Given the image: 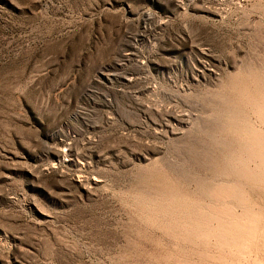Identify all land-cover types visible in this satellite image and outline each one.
<instances>
[{
	"label": "rangeland",
	"instance_id": "1",
	"mask_svg": "<svg viewBox=\"0 0 264 264\" xmlns=\"http://www.w3.org/2000/svg\"><path fill=\"white\" fill-rule=\"evenodd\" d=\"M261 72L264 0H0V264H151L169 251L184 260L162 264H264V174L238 177L242 203L219 202L192 178L237 177L191 154L219 135L246 160L231 125L264 132ZM168 166L186 171L172 175L181 196L159 190ZM195 202L212 234L186 244ZM234 220L246 237L223 247L220 223Z\"/></svg>",
	"mask_w": 264,
	"mask_h": 264
},
{
	"label": "bare ground",
	"instance_id": "2",
	"mask_svg": "<svg viewBox=\"0 0 264 264\" xmlns=\"http://www.w3.org/2000/svg\"><path fill=\"white\" fill-rule=\"evenodd\" d=\"M259 67V66H258ZM253 68H255V66L253 67ZM258 69V68H257ZM260 69V68H259ZM252 70V69H251ZM263 70V69H262ZM261 70V71H262ZM248 72L250 71V70H247ZM253 71V70H252ZM254 72H255V70H254ZM256 72L258 73V71L256 70ZM263 72V71H262ZM262 72H261V74H262ZM246 73V72H245ZM251 73V72H250ZM256 73V74H257ZM259 74H260V72H259ZM241 75V74H240ZM248 75V74H247ZM253 75V74H252ZM258 75V74H257ZM263 75V74H262ZM262 75L259 77V78H262ZM243 76H244V74L243 75H241V76H238L237 77V79H236V84H235V82H234V84H235V86L237 85V83H238V85L239 86H236V87H238L239 89V91L238 92H240V91H243V90H240V89H242V86L245 84L244 82H245V80L243 79ZM251 76V75H250ZM248 77H249V75H248ZM255 77V76H254ZM254 77L252 78V79H254ZM257 77V76H256ZM263 77H264V75H263ZM245 78H246V74H245ZM258 78V77H257ZM256 78V79H257ZM251 79V80H252ZM263 79V78H262ZM262 79H260L261 80V82L263 81ZM244 80V81H243ZM247 80V79H246ZM257 80H259V79H257ZM250 81V80H249ZM253 82V81H252ZM256 82V81H255ZM260 82V83H261ZM257 83H258V81H257ZM264 83V82H263ZM262 83V86L264 85ZM246 84H247V82H246ZM245 84V85H246ZM250 84V83H249ZM253 84V83H252ZM255 84V83H254ZM245 85L243 86V87H245ZM256 85V84H255ZM258 85V84H257ZM232 86V84L230 85V87ZM235 86L233 85V87H234V89L236 90L237 88H235ZM247 86H249V85H247ZM246 86V87H247ZM252 86V85H251ZM250 86V87H251ZM259 86V85H258ZM258 86H256V87H258ZM227 87V86H226ZM249 87V88H250ZM264 87V86H263ZM228 88H229V86H228ZM259 88V87H258ZM257 88V89H258ZM225 89V88H224ZM244 89V88H243ZM248 89V88H247ZM247 89H244V90H247ZM251 89V88H250ZM256 89V90H257ZM261 89V88H260ZM233 90V89H232ZM251 90H253V89H251ZM251 90H250V92H251ZM259 90V89H258ZM227 91H229L230 92V90H228L227 89ZM237 92V91H236ZM236 92H235V94H236ZM244 92V91H243ZM248 92V91H247ZM257 92V91H256ZM264 92V90H262V92H261V94ZM252 93H253V91H252ZM251 93V94H252ZM255 93V92H254ZM259 93H260V91H259ZM229 94V93H228ZM233 93H231V95H232ZM238 94V93H237ZM242 94L243 93H241V96L240 97H243L242 96ZM224 95H226V94H224ZM245 95H246V93H245ZM262 95H264V94H262ZM228 96V95H227ZM227 96H225V99H226V97ZM250 97H251V99H252V97H253V94H252V96L251 95H249ZM248 96V97H249ZM257 96V95H256ZM245 97V96H244ZM249 97V98H250ZM255 97V96H254ZM262 97V96H261ZM261 97H259L260 98V100H262L261 99ZM248 98V99H249ZM258 98V97H257ZM230 99H233V100H235L234 98H230ZM243 98H241V100H242ZM245 99V101H246V98H244ZM243 99V100H244ZM248 99H247V101H248ZM250 99V100H251ZM256 99V97L254 98V100ZM264 99V98H263ZM239 100V99H238ZM240 100V102L241 103H239L240 105H239V107L241 106V104H242V102L244 103L245 101H241ZM249 100V101H250ZM260 100H258L257 99V101H260ZM227 101L229 102V99H228V97H227ZM226 100H225V102L227 103V104H229L228 102H227ZM246 101V102H247ZM253 101V100H252ZM252 101H251V103H252ZM223 102V101H222ZM233 103H235L234 101H232ZM245 102V103H246ZM260 102H262V101H260ZM259 102V103H260ZM264 102V101H263ZM232 103V104H233ZM238 103V102H237ZM248 104H246L247 106L250 104L249 102H247ZM253 103H257V102H253ZM253 103H252V105H253ZM258 103V104H259ZM227 104H226V106H227ZM264 104V103H263ZM262 104V105H263ZM234 105V104H233ZM236 105V104H235ZM243 105V104H242ZM245 105V104H244ZM243 105V106H244ZM257 105V104H256ZM229 106H231V104L229 105ZM228 106V107H229ZM238 106V105H237ZM251 106V105H250ZM222 107V106H221ZM223 107H224V105H223ZM228 107L226 108L225 107V111L228 109ZM238 107V108H239ZM252 107V106H251ZM256 107V106H255ZM231 108V107H230ZM233 108H236V106L235 107H233ZM241 108V107H240ZM239 108V109H240ZM243 108V107H242ZM261 107H257V109H255V110H259ZM221 109V108H220ZM244 109V108H243ZM252 109V108H251ZM264 109V108H263ZM218 110V109H217ZM222 110H223V108H222ZM229 110V109H228ZM235 110V112H236V110L237 111H239L238 109H233V111ZM240 110H242V109H240ZM245 110V109H244ZM230 111V110H229ZM252 111V110H251ZM263 111V110H262ZM216 112V111H215ZM221 112V111H220ZM224 112V111H223ZM227 112V111H226ZM245 111H243V113H244ZM259 112H261L260 110H259ZM228 113H230V112H228ZM240 113V112H239ZM247 113V112H246ZM245 113V114H246ZM253 113H256L255 111L253 112ZM263 112H261V115H263L262 114ZM216 114V113H215ZM217 114H218V112H217ZM221 114H222V112H221ZM234 113H232L231 114V116L233 117L234 116V120L236 119L235 118V116L236 115H233ZM236 114V113H235ZM241 114V113H240ZM240 114H238V117H239V115ZM248 114V113H247ZM219 115V114H218ZM226 116V115H225ZM228 116V115H227ZM244 116H246V115H244ZM215 117V116H214ZM219 117V116H218ZM217 116H216V119L215 120H217V119H219ZM229 117V116H228ZM247 117V116H246ZM256 117V116H255ZM222 118V117H221ZM230 118V117H229ZM229 118H228V120H229ZM242 117H240V119H241ZM249 118V117H248ZM247 118V119H248ZM232 120H233V118H231ZM230 119V120H231ZM238 119V118H237ZM246 119V118H245ZM245 119H244V122L242 121V122H240V123H235V124H232L231 125V127L233 126V127H235V132L236 133H238L237 135H244L243 137H244V139L246 138L247 139V141L249 142V144H247V145H238L239 147V149L243 152L242 154L244 155V153H246L247 154V156H246V160H243L244 159V157L242 156V160H234L233 158H236V157H234L233 155H231L230 156V154H232L233 152V150L235 149V147H233L231 144H232V142H231V144H230V141L228 142V139H227V141L226 140H224V141H222V142H218L219 141V139H221L222 140V136H220L219 137V139H218V141L216 140L217 139V137L219 136H217L216 138H215V140L217 141H215L214 140V147L215 146H217V147H215L214 149H212L209 145H202L203 143H202V141H198V142H196V143H194V144H192V152H191V154H192V158L193 159H197V160H200V162L198 163V162H196L195 161V164L196 163H198V164H200L201 165V168H203L204 170H208V171H210V172H213V171H216V172H218L220 175H222V176H224V177H226V179L228 180V178L231 176H233V177H237L236 178V181H233V182H228V181H226V182H221V183H213V180H212V178H211V180H212V182L210 181V183L209 182H207L206 180H204L203 178H200V177H198L197 179L194 177V178H192V175L190 176L192 179H195V181L198 183V185L200 186V188H201V190H203V191H201V192H206L205 194L204 193H202V194H204L205 196L207 195V197H208V194L207 193H211V194H214V196H215V198L219 201V202H223V203H225V201L226 200H229V199H233V200H236V201H238V202H243V201H245V198H244V191H243V187H242V183H241V181L240 180H237V179H239L238 177H240V179L241 178H243L242 180H244V178L246 179V180H250L251 181V183L252 184H254V185H256L257 183H260V182H262L261 181V178L263 177V174H264V166L262 165V159L264 160V156H263V158H261L260 157V152H261V150L262 149H264V132H262V131H259V130H256L255 128H253L251 125H249L250 124V122L249 123H247L248 122V120H247V122L245 121ZM223 121L224 120H226V117H224L223 119H222ZM221 120V121H222ZM233 120V121H234ZM250 120H251V116H250ZM262 120H264V119H262ZM219 121V123H220V120H218ZM217 121V122H218ZM232 121V122H233ZM259 121V120H258ZM226 122V121H225ZM230 122V121H229ZM252 122H254V121H251V123ZM219 123H218V125H219ZM224 123V122H223ZM258 123H261V119H260V122H258ZM230 124H231V122H230ZM230 124L228 125L229 127H230ZM255 125H256V122L254 123ZM253 124V126H255ZM218 125H215V126H218ZM259 125H261V124H259ZM219 126H221V125H219ZM223 126V125H222ZM221 126V127H222ZM225 126H226V124L224 125V128L222 127V129H224L225 131H228V130H226L225 129ZM227 127V126H226ZM232 127V128H233ZM257 127V126H256ZM210 128V127H209ZM212 128V127H211ZM211 128H210V130H211ZM228 128V127H227ZM262 128V127H261ZM260 128V129H261ZM220 129V128H219ZM218 128H217V130H219ZM261 130H263V129H261ZM212 131V130H211ZM220 131V130H219ZM223 131V130H222ZM221 131V132H222ZM230 131V130H229ZM208 132H210V131H208ZM218 131H216L215 130V133L216 134H218L217 133ZM220 132V133H221ZM219 133V134H220ZM223 133H225L224 131H223ZM216 134H214V135H216ZM227 134V133H226ZM225 134V135H226ZM235 134V133H234ZM211 135V134H210ZM213 135V136H214ZM221 135H222V133H221ZM230 135V134H229ZM236 135V136H237ZM235 136V137H236ZM227 137V136H226ZM226 137H224L223 136V138L225 139ZM229 137V136H228ZM231 137V136H230ZM229 137V138H230ZM239 137V136H238ZM212 138V137H211ZM213 139V138H212ZM237 140V139H236ZM243 140V139H242ZM232 141V140H231ZM238 141V140H237ZM213 142V141H212ZM244 141H242V143H243ZM208 143V142H207ZM207 143H205V144H207ZM241 143V142H240ZM240 143H238V144H240ZM244 143H246V142H244ZM212 144V145H213ZM234 144H235V142H234ZM237 148V149H238ZM238 149V150H239ZM236 150H234V152H235ZM237 152V151H236ZM239 153H241L240 151H238ZM263 152H264V150H263ZM262 154L263 153H261V156H262ZM248 155L250 156V157H248ZM233 156V157H232ZM240 158H241V156H240ZM249 158H251V160H255V161H257V167H255V169L252 167H250L249 166V164L251 163V162H254V161H249V163L247 164V160ZM250 160V159H249ZM192 161V160H191ZM193 162V161H192ZM259 163V164H258ZM256 164V163H255ZM193 165V164H192ZM169 168H168V170H169V173H167V174H165V175H162L161 177H160V179H158V181H159V183L160 184H158V185H160V187H159V190H160V192H161V194H163V195H168V196H170V198L171 197H177L178 196V194H180L181 192L179 191V188H180V186H179V184H178V181L176 180V177L179 179L180 178V176L178 175V173L181 171V173H183V175H185L186 176V171L183 169V170H180V169H178V167L180 168V166H177V169H178V172L177 173H174V172H176V171H174L173 172V170H175V168H176V166L174 167V169L172 170V168H171V166H168ZM199 167V169H201L200 168V166H198ZM197 167V168H198ZM261 167H263V171H261ZM171 169V170H170ZM202 169V170H203ZM180 170V171H179ZM207 171V172H208ZM161 172V171H160ZM172 172L174 173V174H172ZM188 172V171H187ZM195 172V171H194ZM189 173V172H188ZM199 173V172H198ZM204 173V172H203ZM202 173V174H203ZM209 173V172H208ZM190 174V173H189ZM189 174L187 175V176H189ZM192 174V173H191ZM197 174V173H196ZM214 174H215V172H214ZM172 175H175V176H172ZM181 176H182V174H181ZM184 176V177H185ZM203 176V175H202ZM206 176V175H205ZM204 176V177H205ZM209 176V175H208ZM210 176H211V173H210ZM210 176H209V178H210ZM217 176V175H216ZM219 176V175H218ZM183 177V176H182ZM183 177V178H184ZM175 178V179H174ZM182 178V179H183ZM186 178V177H185ZM185 178H184V181H185ZM214 178V177H213ZM223 178V177H222ZM181 179V178H180ZM181 179V180H182ZM187 179H189L190 180V178H188L187 177ZM215 179V178H214ZM217 179V178H216ZM225 179V180H226ZM180 180V181H181ZM235 180V179H234ZM188 181V180H187ZM194 181V182H195ZM217 181V180H216ZM232 181V180H231ZM260 181V182H259ZM190 182V181H189ZM246 182V181H245ZM186 183V182H185ZM191 183V182H190ZM196 183V184H197ZM263 184H264V181L262 182ZM184 184V183H183ZM182 186V185H181ZM186 186H188V185H186ZM186 186H185V188H186ZM198 186V187H199ZM200 188H199V190H200ZM248 189V188H247ZM181 190V189H180ZM191 190V189H190ZM198 189L196 190V191H199ZM182 192H183V190H182ZM200 192V191H199ZM193 194H195V193H193ZM202 194H200V195H202ZM192 195V194H191ZM190 195V196H191ZM196 195V194H195ZM198 195V194H197ZM179 196H181V194L179 195ZM184 196V195H183ZM203 196V195H202ZM193 197V196H192ZM247 197H248V195H247ZM191 198V197H190ZM256 198V197H255ZM184 199V198H183ZM196 199H197V201H198V199H200V197L199 198H197L196 197ZM196 199H194V201H196ZM203 199H208L209 200V198H203ZM201 200L202 201V203L204 202V200ZM251 199V198H250ZM182 200V199H181ZM200 201V200H199ZM200 201V202H201ZM199 202V203H200ZM229 202H230V200H229ZM228 202V203H229ZM189 203V202H188ZM191 203V202H190ZM196 203V202H195ZM198 203V204H199ZM201 203V204H202ZM233 203V202H232ZM180 204V203H179ZM192 204H194V203H192ZM204 204H206V202H204ZM204 204H202V206H205ZM191 205V204H190ZM200 205V204H199ZM179 207L180 206H183V205H178ZM186 206H187V204H186ZM185 206V207H186ZM192 206V205H191ZM190 206V208H192ZM196 206H197V203L195 204V210H193L194 208H192V210H190L191 212H190V216H191V221H190V219H189V226H190V230L188 231V233L186 234V235H184L185 236V240H186V244H188V242H190V243H194L196 240H198L200 237H207V236H209V235H211L212 234V231L211 232H203V229H205V226H206V228L208 227L207 225H204L203 224V218H200L201 216L200 215H198L197 213H195V212H197L196 211V209L198 210V208H196ZM207 206V205H206ZM162 207V206H161ZM160 207V208H161ZM170 207V206H169ZM184 207V206H183ZM184 207V208H185ZM199 207H201V205L199 206ZM165 208V207H164ZM184 208H182V209H184ZM189 208V207H188ZM203 208V207H202ZM205 208V207H204ZM154 209V208H153ZM171 209V208H170ZM205 209H207V208H205ZM210 209V208H209ZM152 210V209H151ZM169 210V209H168ZM173 210V209H172ZM178 211V210H177ZM173 212V211H172ZM152 213V212H151ZM188 213V212H187ZM186 213V214H187ZM209 213V212H208ZM217 213V212H216ZM154 214V213H153ZM177 214V213H176ZM203 214V213H202ZM220 214V213H219ZM151 215V214H150ZM166 215V214H165ZM179 215V214H178ZM208 215H211V217L212 218H215L216 216H214L213 214H208ZM172 216V215H171ZM183 216V215H182ZM187 216V215H186ZM188 216H189V213H188ZM189 216V217H190ZM179 217V216H178ZM206 217V216H205ZM174 218V217H173ZM188 218V217H187ZM219 218V217H218ZM185 219V218H184ZM184 219H181V221L182 220H184ZM177 220H180V219H177ZM188 220V219H187ZM205 220V219H204ZM216 220V219H215ZM180 221V222H181ZM210 221H212V220H210ZM209 221V222H210ZM214 221V220H213ZM221 221V220H220ZM179 224V223H178ZM183 224V223H182ZM184 225V224H183ZM186 225V224H185ZM174 226V225H173ZM176 226V225H175ZM188 226V225H187ZM173 228V227H172ZM175 228V227H174ZM173 228V229H174ZM178 228V227H177ZM176 228V229H177ZM179 228H181V227H179ZM178 228V229H179ZM172 229V230H173ZM183 229V228H182ZM208 229V228H207ZM211 229V228H210ZM185 230H188V229H186L185 228ZM175 231V230H174ZM177 231V230H176ZM184 231V230H183ZM173 232V231H172ZM182 232V231H181ZM169 233V232H168ZM167 233V234H168ZM226 233H230L231 235H232V237L230 238L229 237V235H226ZM166 234V233H165ZM170 235H171V233H169ZM173 234V233H172ZM179 234V232L178 233H176V235H178ZM214 234H216L215 232H213V235ZM218 237H215V238H219L218 240L221 242V244L223 245V247L224 246H227V245H230L231 246V244H238V242H239V240H241L242 238H244V237H246V234H245V232H244V229H243V227H242V225H241V223L239 224V222L238 221H223V222H221L220 223V227H219V229H218V234H216ZM167 236V235H166ZM172 236V235H171ZM181 236H182V234H181ZM168 237H170V236H168ZM178 237H179V235H178ZM152 238V237H151ZM156 238V237H155ZM175 238V237H174ZM174 238H172V240L174 239ZM177 238V237H176ZM175 238V239H176ZM181 239H182V237H180ZM179 238V239H180ZM211 238H212V236H211ZM158 239V238H157ZM161 239V238H160ZM149 240V239H148ZM152 241H153V239H151ZM156 240V239H155ZM201 240V239H200ZM206 240V239H205ZM161 241V240H160ZM157 242V241H156ZM203 242V241H202ZM202 242H200L201 244H202ZM243 242V241H242ZM242 242H241V245H238V246H243L242 245ZM148 243V242H147ZM158 243V242H157ZM161 243V242H160ZM159 243V244H160ZM164 243V242H163ZM173 243V242H172ZM184 243V242H183ZM162 244V243H161ZM168 244V243H167ZM176 244V243H175ZM196 244H198V246H200L199 245V243H196ZM182 245V244H181ZM156 246V245H155ZM159 246H161V245H158V247ZM182 246H184V245H182ZM181 246V247H182ZM197 246V247H198ZM157 247V248H158ZM162 247H164V245L163 246H161L160 248H162ZM167 247V246H166ZM172 247V246H171ZM178 247H179V245H178ZM188 247V246H187ZM222 247V246H221ZM154 248V247H153ZM192 248V247H191ZM196 248V247H195ZM180 249V248H179ZM201 249H204V248H201ZM154 251H155V249H153ZM161 251L163 250V249H160ZM169 250V249H168ZM189 250V249H188ZM191 250V249H190ZM194 250V249H193ZM167 251V250H166ZM185 251V250H184ZM183 250L182 251H180L181 253H185ZM196 251V250H195ZM194 251V252H195ZM201 251V250H200ZM175 252V251H174ZM178 252V251H177ZM187 252V251H186ZM193 252V253H194ZM197 252H199V251H197ZM197 252H195V254L197 255ZM146 253V252H145ZM149 253H150V251H149ZM148 253V254H149ZM179 253V252H178ZM193 253H191V255L193 254ZM157 254V253H156ZM155 254V256H154V258H155V261H154V263H152L151 262V264H162V260L163 261H167L168 260V258H170L171 259V255H173V253L172 252H166V256L165 255H163V256H161V255H156ZM163 254V253H162ZM188 254V253H187ZM199 255H200V253H198ZM207 254V253H206ZM154 255V254H153ZM175 256V255H174ZM181 256V255H180ZM194 256V255H193ZM203 256V255H202ZM211 256V255H210ZM185 257V256H184ZM205 257V259L207 258V257H209V256H207L206 257V255L204 256ZM203 257V258H204ZM173 258V257H172ZM180 258H182V256L180 257ZM186 258H188V256L186 257ZM194 258H195V256H194ZM201 258V257H200ZM174 259H176V256H175V258H173V262H176V260H178V259H176L175 261H174ZM152 260V259H151ZM181 262H182V260H184V259H179ZM178 260V262H180ZM187 260V259H186ZM186 260L183 262L184 264H185V262H186ZM191 260V259H190ZM169 261V260H168ZM188 261H189V259H188ZM173 262H169L170 264H176V263H173ZM190 262V261H189ZM165 264V263H164ZM168 264V263H167ZM200 264H202V263H200ZM203 264H207V263H203ZM209 264V263H208Z\"/></svg>",
	"mask_w": 264,
	"mask_h": 264
}]
</instances>
